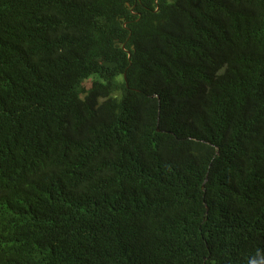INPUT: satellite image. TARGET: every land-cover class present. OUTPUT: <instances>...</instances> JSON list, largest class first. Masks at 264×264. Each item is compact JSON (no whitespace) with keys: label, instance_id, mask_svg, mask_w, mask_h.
Segmentation results:
<instances>
[{"label":"trees","instance_id":"1","mask_svg":"<svg viewBox=\"0 0 264 264\" xmlns=\"http://www.w3.org/2000/svg\"><path fill=\"white\" fill-rule=\"evenodd\" d=\"M0 264H264V0H0Z\"/></svg>","mask_w":264,"mask_h":264},{"label":"water","instance_id":"2","mask_svg":"<svg viewBox=\"0 0 264 264\" xmlns=\"http://www.w3.org/2000/svg\"><path fill=\"white\" fill-rule=\"evenodd\" d=\"M204 186V185H203Z\"/></svg>","mask_w":264,"mask_h":264}]
</instances>
